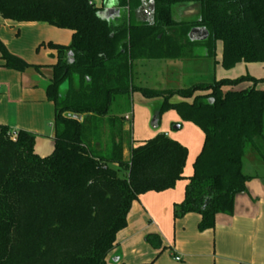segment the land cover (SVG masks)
Listing matches in <instances>:
<instances>
[{
    "label": "trees",
    "instance_id": "trees-1",
    "mask_svg": "<svg viewBox=\"0 0 264 264\" xmlns=\"http://www.w3.org/2000/svg\"><path fill=\"white\" fill-rule=\"evenodd\" d=\"M151 3L155 14L145 21ZM187 3L200 5L198 19L177 20L175 8ZM110 4L119 14L101 20L98 13ZM0 17L73 32L68 46L42 45L58 53L47 87L56 109L54 152L41 157L33 133L19 131L14 140L0 125V264H124L109 256L133 204L182 180L188 183L175 219L199 214L205 232L217 216L234 215L237 196L254 179L243 173L244 158L264 159V80L245 75L175 91L135 86L133 75L138 63L196 58L199 48L215 60L218 43L224 69L263 64L264 0H0ZM195 27H205L209 39L190 41ZM0 54L7 69H41L2 41ZM136 91L162 99L159 118L175 110L204 132L189 178L188 149L166 134L133 145L125 160L124 118L112 111L118 97ZM175 96L182 100L173 102ZM147 241L163 248L159 236Z\"/></svg>",
    "mask_w": 264,
    "mask_h": 264
},
{
    "label": "crops",
    "instance_id": "crops-1",
    "mask_svg": "<svg viewBox=\"0 0 264 264\" xmlns=\"http://www.w3.org/2000/svg\"><path fill=\"white\" fill-rule=\"evenodd\" d=\"M109 8L115 9L113 4L106 9ZM72 36L70 30L47 24L16 23L0 17V41L13 55L41 68L31 67L24 72L7 69L0 54V125L11 132L33 133L35 150L41 157L50 156L55 147L56 109L48 99L47 87L52 78L51 66L58 59L56 50L42 45L52 42L68 46ZM222 57L223 50L217 54L214 66L223 68ZM138 67H146L145 62ZM177 126L176 130L183 128L182 123ZM193 173L190 165L185 166V177ZM187 183L182 180L171 190L141 195L128 215L127 228L117 235V250L109 260L124 264L154 260L156 264H264V177L254 175L247 184V193L237 196L234 215L217 216L215 228L205 232L198 229L199 214L174 217L175 205L185 199ZM150 235L160 237L162 249L147 241Z\"/></svg>",
    "mask_w": 264,
    "mask_h": 264
},
{
    "label": "rangeland",
    "instance_id": "rangeland-1",
    "mask_svg": "<svg viewBox=\"0 0 264 264\" xmlns=\"http://www.w3.org/2000/svg\"><path fill=\"white\" fill-rule=\"evenodd\" d=\"M174 11L175 18L179 21L189 22L199 17V10L190 4L177 6ZM200 49H198L199 57L196 58L145 62L146 67L135 69L134 85L149 89L176 91L198 83L209 84L214 79L233 80L245 75L264 80V64H240L231 69H224L217 65L214 66L215 60L210 61ZM222 50V43H218L217 54L219 55ZM261 88L264 89V85ZM223 90L226 92L230 88L225 87ZM181 100L179 96L173 98V102ZM161 103L162 99L148 100L138 91L118 97L112 113L123 118L127 114L133 115V123L123 120L124 127L127 128L124 130L125 160L130 161L129 153L134 144H139L140 141L151 139L159 134H168L169 138L177 140L188 149L186 166L190 165L194 169L196 158L204 146V132L196 124L183 121L175 110H167L159 118L157 114ZM180 123L183 124V128L176 130L175 126ZM243 173L253 177L259 175L263 178L264 159L259 155L252 158L246 156L243 160ZM119 174L121 177H126L128 173L126 170H120Z\"/></svg>",
    "mask_w": 264,
    "mask_h": 264
},
{
    "label": "water",
    "instance_id": "water-1",
    "mask_svg": "<svg viewBox=\"0 0 264 264\" xmlns=\"http://www.w3.org/2000/svg\"><path fill=\"white\" fill-rule=\"evenodd\" d=\"M187 4L196 6L197 10H200L199 4H194V3L193 4L187 3ZM187 4H185V5H187ZM149 11H150L151 15L155 14V4L154 3H151V5L149 6ZM118 14H119V11H117L116 9H113V8H109V9H106V10L98 13V17L101 20L109 21L110 19L115 18V16H117ZM189 39L192 42H205L209 39V31L205 27H195L190 31ZM69 55L72 56V53H70ZM69 117L76 119V120H79V121L82 120L81 115H69ZM177 129H178V126H177Z\"/></svg>",
    "mask_w": 264,
    "mask_h": 264
},
{
    "label": "built area",
    "instance_id": "built-area-1",
    "mask_svg": "<svg viewBox=\"0 0 264 264\" xmlns=\"http://www.w3.org/2000/svg\"><path fill=\"white\" fill-rule=\"evenodd\" d=\"M132 115L131 114H127L125 117H124V120L128 123H132ZM12 138L15 140L17 138V132H12L11 134ZM177 261H180V258H176Z\"/></svg>",
    "mask_w": 264,
    "mask_h": 264
},
{
    "label": "flooded vegetation",
    "instance_id": "flooded-vegetation-1",
    "mask_svg": "<svg viewBox=\"0 0 264 264\" xmlns=\"http://www.w3.org/2000/svg\"><path fill=\"white\" fill-rule=\"evenodd\" d=\"M142 17L145 21H150L152 20L153 15H151V13H145V14L143 13Z\"/></svg>",
    "mask_w": 264,
    "mask_h": 264
}]
</instances>
